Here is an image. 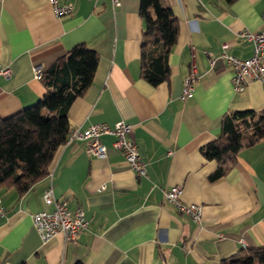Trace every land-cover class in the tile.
I'll return each mask as SVG.
<instances>
[{"label": "crops", "instance_id": "obj_1", "mask_svg": "<svg viewBox=\"0 0 264 264\" xmlns=\"http://www.w3.org/2000/svg\"><path fill=\"white\" fill-rule=\"evenodd\" d=\"M72 5L54 16L48 0H0V118L34 105L46 93L41 73L74 46L94 50L98 63L90 87L68 108L71 128L130 125L128 138L145 162L142 177L111 149L106 158L86 152L78 141L60 146L45 177L19 195L0 189V264H220L242 249L264 246V140L241 150L233 167L218 168L201 149L218 138L225 114L264 108V82L232 89L230 66L221 57L253 54L240 37L262 28L264 0H159L178 24L169 57L168 80L156 87L140 76L144 23L140 0H61ZM192 61L199 80L181 97ZM181 186L184 204L202 207L201 223L179 213L161 190ZM80 207L87 227L75 241L62 234L42 243L32 215L51 211L43 194Z\"/></svg>", "mask_w": 264, "mask_h": 264}, {"label": "trees", "instance_id": "obj_2", "mask_svg": "<svg viewBox=\"0 0 264 264\" xmlns=\"http://www.w3.org/2000/svg\"><path fill=\"white\" fill-rule=\"evenodd\" d=\"M139 15L144 23L140 76L156 87L168 80V57L178 37V24L159 0H140ZM97 63L94 50L82 43L74 46L42 73L46 87L43 97L0 118V189L14 188L22 195L47 175L55 152L65 144L70 130L68 108L90 87ZM260 140H264V108L225 114L218 138L201 149L205 159L218 163L210 179L222 176L234 166L241 150ZM220 264H264V246L242 249Z\"/></svg>", "mask_w": 264, "mask_h": 264}, {"label": "built area", "instance_id": "obj_3", "mask_svg": "<svg viewBox=\"0 0 264 264\" xmlns=\"http://www.w3.org/2000/svg\"><path fill=\"white\" fill-rule=\"evenodd\" d=\"M55 17L61 18L72 12V5L62 3L61 0H48ZM113 7L120 4L119 0H110ZM240 37L253 45V54L251 57L241 60L227 53L228 44L221 45V57L230 66L232 71L231 84L235 92L244 90L252 82H264V18H262V28L257 32L249 30L242 31ZM11 75L9 67H0V77L8 78ZM42 73L39 70L34 71L37 80L41 79ZM199 80L198 70L192 61L188 75L185 77L181 97L190 96L195 85ZM130 125L120 120L113 126L107 124H93L80 130L71 128L67 135L65 144L69 145L78 141L86 144V152L97 158H106L108 148L104 145L100 137L102 135H111L114 140L111 149L120 153L125 159L130 169L142 177L146 174L145 162L142 160L137 146L128 138ZM163 198L172 204L176 210L188 216L197 225L201 223V205L190 203L184 204L180 200L182 194L181 186H173L161 190ZM43 202L46 206H51V211H40L32 215V222L42 243H47L58 234L64 236L65 241H75L78 234L86 229L87 221L85 220L83 210L78 207L73 211L68 208V203L59 200L54 196L52 188H48L43 194ZM4 209L0 201V216L3 215Z\"/></svg>", "mask_w": 264, "mask_h": 264}]
</instances>
